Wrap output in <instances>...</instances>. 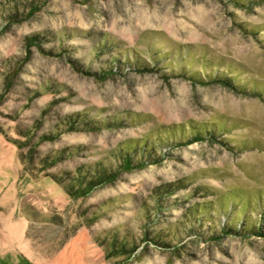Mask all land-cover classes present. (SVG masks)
Listing matches in <instances>:
<instances>
[{"label": "rangeland", "instance_id": "1", "mask_svg": "<svg viewBox=\"0 0 264 264\" xmlns=\"http://www.w3.org/2000/svg\"><path fill=\"white\" fill-rule=\"evenodd\" d=\"M261 228L264 0H0V264H264Z\"/></svg>", "mask_w": 264, "mask_h": 264}, {"label": "trees", "instance_id": "2", "mask_svg": "<svg viewBox=\"0 0 264 264\" xmlns=\"http://www.w3.org/2000/svg\"><path fill=\"white\" fill-rule=\"evenodd\" d=\"M124 167H125V168H131V167H132V163L126 161V162H124ZM97 178H98V180L95 181L97 184H98V183L101 184V183L104 182V179H105V178H103V176H98ZM258 230H259V229H258ZM258 230L255 232L256 234H258V235H264V232L262 231L263 228H261L260 231H258Z\"/></svg>", "mask_w": 264, "mask_h": 264}]
</instances>
